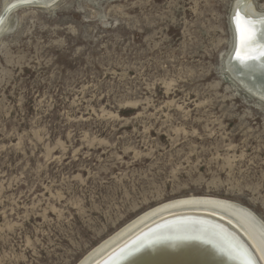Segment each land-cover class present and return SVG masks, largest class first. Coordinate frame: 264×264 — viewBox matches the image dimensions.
<instances>
[{
  "label": "rangeland",
  "instance_id": "1",
  "mask_svg": "<svg viewBox=\"0 0 264 264\" xmlns=\"http://www.w3.org/2000/svg\"><path fill=\"white\" fill-rule=\"evenodd\" d=\"M234 2L59 0L10 14L0 264H76L142 212L188 196L264 222V103L224 68Z\"/></svg>",
  "mask_w": 264,
  "mask_h": 264
},
{
  "label": "bare ground",
  "instance_id": "2",
  "mask_svg": "<svg viewBox=\"0 0 264 264\" xmlns=\"http://www.w3.org/2000/svg\"><path fill=\"white\" fill-rule=\"evenodd\" d=\"M17 1L22 0L6 3L1 10L0 34L6 26V22H2V12ZM48 1H42L44 8L52 7L59 0ZM236 14L258 19L264 16V10H257L250 0H235L230 15L232 39ZM225 61L229 68V59ZM246 67H238L239 72L234 67L229 70L232 76L238 74L236 78L241 84L264 103V82L257 77L264 74L252 69L253 75L248 73L247 77ZM177 216H192L202 222L205 219L206 224L217 227V232L192 224L170 227L136 248L125 264H264V222L247 207L213 196L182 197L149 208L94 246L76 264H99L135 235ZM143 252L141 258L133 259Z\"/></svg>",
  "mask_w": 264,
  "mask_h": 264
},
{
  "label": "water",
  "instance_id": "3",
  "mask_svg": "<svg viewBox=\"0 0 264 264\" xmlns=\"http://www.w3.org/2000/svg\"><path fill=\"white\" fill-rule=\"evenodd\" d=\"M42 1L43 0H22V1L13 2L12 4H10V6L7 9H5L2 12V22H7L10 14L12 12L18 10V9H22V8H39V9H41V8H44L45 6L42 4ZM246 19H248L250 22H253L256 24L257 36L259 39L264 40V23H261V21L264 20V16L261 18H258V19H251V18H246ZM232 42H233V44L231 45V49H230L231 53L228 54L229 55L228 56V59H229V61H228L229 66L228 67L230 69H232L234 67L239 72L240 70L238 69V67L247 66L246 69H244V71H246V70L248 71V72L246 71L247 77L249 74L253 75V72H252L253 70L258 71V74L261 72L264 74V47L254 46L252 49L253 58L249 59L247 61H242V60H238L237 56H236L237 41H236L235 33L233 35ZM225 63H224L225 72L228 74L230 79L234 83H236L240 87V89L243 90L245 93H247L251 97L257 99L255 94H253L252 92L247 90L241 84V82L236 78V76L239 78L238 74L235 73V75L232 76L229 68H226ZM245 63L248 65H246ZM257 77L259 78L258 81H260L262 83L264 82V75H260ZM202 220L204 222H202L199 219L193 218L192 216H181V217L177 216V217H174L172 219L160 222L159 224H156V225L146 229L142 233L135 235L134 237H132L131 239L126 241L124 244L120 245L114 252H112L110 255H108L99 264H117L118 262H120V264H125L126 261L131 260L132 253L136 248H138L140 245L144 244L147 240H149L150 238L155 236L159 231L166 230V229L173 227V226H178L181 224H192V225H197L201 228L207 227V228H211L215 231L217 230V227H213V224L212 225L206 224L205 222L207 220H205V219H202ZM219 231L225 232L221 228H219ZM138 250H140V248L137 249V251ZM143 254H145V252H143L138 257L133 258V259L135 260V259L141 258V256Z\"/></svg>",
  "mask_w": 264,
  "mask_h": 264
},
{
  "label": "snow or ice",
  "instance_id": "4",
  "mask_svg": "<svg viewBox=\"0 0 264 264\" xmlns=\"http://www.w3.org/2000/svg\"><path fill=\"white\" fill-rule=\"evenodd\" d=\"M264 23V20L261 21ZM235 36L237 41L236 56L238 60L247 61L253 58L254 46L264 47V40L259 39L256 24L236 14L234 17Z\"/></svg>",
  "mask_w": 264,
  "mask_h": 264
}]
</instances>
